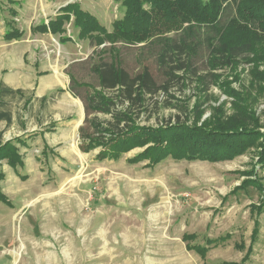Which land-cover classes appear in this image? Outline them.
I'll list each match as a JSON object with an SVG mask.
<instances>
[{
    "label": "rangeland",
    "instance_id": "rangeland-1",
    "mask_svg": "<svg viewBox=\"0 0 264 264\" xmlns=\"http://www.w3.org/2000/svg\"><path fill=\"white\" fill-rule=\"evenodd\" d=\"M65 1L94 5L100 23L110 31L126 11L123 0ZM184 28L160 22L148 34L155 44L95 45L85 69L72 63L66 73L96 86L92 65L118 56L124 68L137 73L146 66L164 84L160 56L171 40L187 44V53L179 59L190 67L178 72L183 78L165 85L169 94L159 92L153 100L158 103L152 101L147 112L137 111L135 124L140 128L133 132V143L142 142L143 133L179 122L208 127L237 122L245 130L261 133L257 144L228 160H188L176 158L166 139L161 142L163 155L155 163L149 152L161 144L154 142L155 137L117 157L105 153L103 158L101 151L114 147L100 145L84 152L88 141L81 134L76 140L57 143L46 154L41 138L33 137L28 141L36 156L33 165L19 166L14 172L8 161H0L5 174L1 189L12 202L0 200V264H264V211L257 215L251 208L252 203H262L264 187L233 193L244 180L256 178L245 173L252 169L264 186V167L258 160L264 143V44L254 45L227 65V55L213 61V47L214 53L220 52L216 31L204 26L184 34ZM52 43L56 50L58 45ZM45 50L53 54L50 46ZM203 75H208L204 82L196 78ZM6 102L13 121L9 126L0 123V131H4L3 143L16 145L19 136L30 139L27 136L36 125L48 127L54 113L62 109L34 100L29 90L7 96ZM97 118L103 123L110 114L100 113ZM60 127L47 133L48 138L61 140L65 129ZM256 219L259 232L252 237ZM188 233L197 236L194 241L188 240ZM207 238L217 243L209 246L205 256L188 250L191 244H205ZM251 245L253 252L241 263Z\"/></svg>",
    "mask_w": 264,
    "mask_h": 264
},
{
    "label": "trees",
    "instance_id": "trees-1",
    "mask_svg": "<svg viewBox=\"0 0 264 264\" xmlns=\"http://www.w3.org/2000/svg\"><path fill=\"white\" fill-rule=\"evenodd\" d=\"M123 4L126 7L125 15L122 19L113 22L111 31L101 24L95 15L84 10L79 2L66 5L62 8V13L50 20L48 25L54 32H66L65 25L70 22L73 16V26L78 28L80 36L88 38L92 45H101L107 41L111 44L117 42L136 45L139 44L138 42H144L146 45L155 44L148 34L152 32L155 24L160 22L185 26L184 34L207 26L217 33L218 46L216 49H219L220 52L214 53L216 50L213 47V54H215L213 61L218 60L219 55L225 58L227 55V61L224 62L227 65L234 58L250 51L254 45L264 44V0H123ZM11 35L12 33L8 35V38H12ZM171 41L165 48L166 53L159 58L160 69L167 79L164 84H159L153 72L146 66L137 73L124 68L118 56L116 59H103L92 65L91 71L96 75L98 82L96 86L84 83L73 72L71 73L70 91L83 101L86 110L85 124L80 128L81 138L88 141L87 146L83 148L84 152H89L100 145L102 147L111 145L114 147L111 151L107 149L101 151L104 153L101 158L105 157V153L117 157L135 146H144L150 143L149 139L155 137V143L169 139L176 158L221 161L242 155L257 144L258 136L261 133L245 130L237 122L230 123L226 127L187 125L179 122L163 129L150 130L151 133H143L144 140L133 143L135 139L133 132L140 128L135 124L137 111L147 112L149 106L158 103V100H153L159 92L169 94L170 88L165 85L178 78L179 71L190 67L188 61L179 59V56L187 53V44ZM168 55L171 57L169 62L166 58ZM92 56L93 54L87 60L75 62L72 66L82 65L85 69L84 65L90 64ZM83 72L85 71L83 70ZM212 76L214 79L216 78L214 74ZM206 77L208 75L196 76L203 82ZM24 92L21 89L10 88L4 83L0 84V123L5 121L9 126L13 121V112L5 108L6 97L21 95ZM152 101L153 103H151ZM100 113L110 114V119L104 120L102 123L97 118ZM3 135L4 131H0V161L7 160L16 169L19 166H24L23 156L15 142L3 143ZM107 137L111 138L107 139ZM24 141L22 137L16 139L18 143ZM163 145L161 143L149 151L155 156L151 162L160 161L161 155H163ZM138 156L137 158L141 159ZM258 158L259 164L264 167V143L261 144ZM245 173L247 176L256 178L244 180L233 190V193L250 186L259 188V190L263 189L264 186L260 184L261 178L256 169ZM4 177L5 174L0 168V182ZM261 199L263 201L259 205L251 204L252 211L256 214H261L264 211V198ZM0 200L12 205L11 200L2 192L1 184ZM259 225V219H256L252 237L258 234ZM186 236L188 240L197 237L195 234ZM215 243H217L215 239L207 238L205 244L195 243L188 247L205 256L209 246L211 247ZM248 249V253L241 263H244L247 257L249 258L253 252V246L251 245Z\"/></svg>",
    "mask_w": 264,
    "mask_h": 264
},
{
    "label": "crops",
    "instance_id": "crops-1",
    "mask_svg": "<svg viewBox=\"0 0 264 264\" xmlns=\"http://www.w3.org/2000/svg\"><path fill=\"white\" fill-rule=\"evenodd\" d=\"M69 3L65 0H0V83L25 92L32 91L34 100H40L44 104L52 102L62 108L54 113L52 119H48L50 121L48 127H43L45 123H38L36 128L30 130L32 132L29 131L27 137L30 139L22 137L25 141L20 143L22 145H16L23 156L24 168L33 165L32 160L36 159L28 143L33 137H36V141L41 138L44 145L43 153L46 154L48 149L53 151L59 142L73 138L76 140V136L78 134L80 136V128L85 124L84 103L70 91L71 81L66 68L74 62L87 60L93 54L95 45H92L88 38L80 36V30L73 26L72 17L65 25L66 32H54L48 25L49 21L60 15L62 8ZM80 3L84 10L90 13L92 11L91 14L99 19L96 15L99 13L94 5L89 4L90 7H85L82 2ZM74 27L77 30L74 31ZM11 33L13 37L8 38ZM52 41L58 45L56 50L52 48ZM49 46L53 54L45 50ZM56 126H61L60 128L65 131L61 140L54 141L53 138H48L47 133H55ZM72 149L79 151L76 143L72 144ZM28 150L29 152L24 155ZM12 168L14 172L18 170Z\"/></svg>",
    "mask_w": 264,
    "mask_h": 264
}]
</instances>
